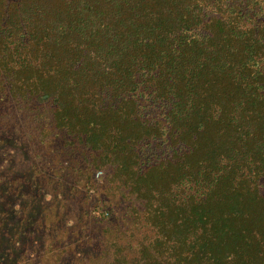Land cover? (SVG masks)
Segmentation results:
<instances>
[{"label": "trees", "instance_id": "16d2710c", "mask_svg": "<svg viewBox=\"0 0 264 264\" xmlns=\"http://www.w3.org/2000/svg\"><path fill=\"white\" fill-rule=\"evenodd\" d=\"M3 105L45 176L100 170L139 224L105 264H264V0H0ZM39 187L0 169V264L53 216L17 205Z\"/></svg>", "mask_w": 264, "mask_h": 264}, {"label": "rangeland", "instance_id": "374dc122", "mask_svg": "<svg viewBox=\"0 0 264 264\" xmlns=\"http://www.w3.org/2000/svg\"><path fill=\"white\" fill-rule=\"evenodd\" d=\"M13 110L11 106L8 108L3 105V119H0V123H3L0 124V130H3V133L0 132L2 138L0 169L3 170V176H28L32 180L34 178L41 180L43 188L39 187L36 190V194L40 195L35 202L34 195L30 197L23 195L16 198L17 205L19 208H27L32 203L29 214L34 216L33 219L38 214L46 217L45 212L53 214L49 218L46 217L42 229L35 232L32 244H28L29 239L24 234L21 235L18 252L13 254L16 255L15 258L17 257L15 260L12 259L13 264H22L18 255H21L25 246L27 262L24 264H105L104 255L101 257L99 247L101 244L102 248L108 250L106 255L111 257L109 252L112 248L108 246V241L111 240L112 234L117 233L115 219L121 224H127L122 226L127 230L122 235L124 242L133 245L140 239L142 231L138 230L139 224L132 225L125 203L105 192V181L100 170L88 172L87 178H84L81 172H73V168L69 165L61 171L62 165H60L61 168L55 170L59 176L53 178L45 176L46 172L42 171L45 163L43 154L35 160L30 150L17 140L15 125L20 118L14 115ZM106 210H109V215L104 214ZM56 215L58 217H55ZM15 221L16 219L13 223ZM130 225L138 229L133 227L131 229ZM52 237L61 238L62 242L59 244L63 247V251L67 252L59 256L58 261L44 259L43 249Z\"/></svg>", "mask_w": 264, "mask_h": 264}]
</instances>
